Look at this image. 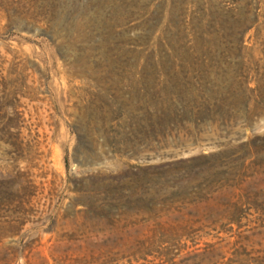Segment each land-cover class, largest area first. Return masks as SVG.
Here are the masks:
<instances>
[{
    "label": "rangeland",
    "instance_id": "1",
    "mask_svg": "<svg viewBox=\"0 0 264 264\" xmlns=\"http://www.w3.org/2000/svg\"><path fill=\"white\" fill-rule=\"evenodd\" d=\"M0 264H264V0H0Z\"/></svg>",
    "mask_w": 264,
    "mask_h": 264
}]
</instances>
